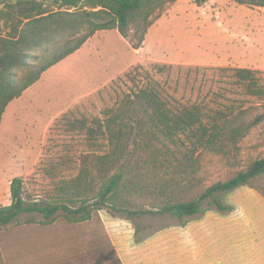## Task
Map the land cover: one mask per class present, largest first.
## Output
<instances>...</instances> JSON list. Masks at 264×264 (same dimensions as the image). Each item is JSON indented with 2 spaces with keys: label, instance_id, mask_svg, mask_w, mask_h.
<instances>
[{
  "label": "rangeland",
  "instance_id": "1",
  "mask_svg": "<svg viewBox=\"0 0 264 264\" xmlns=\"http://www.w3.org/2000/svg\"><path fill=\"white\" fill-rule=\"evenodd\" d=\"M156 65L183 70L171 77L161 76L156 74ZM222 68L256 70L264 84V8L232 0H207L202 6L195 0H179L152 25L139 50L132 49L117 30L98 33L47 71L4 114L0 125V206L11 204L14 178L24 179L32 199L49 200L60 178L76 175L80 156L94 148L87 144L85 133L66 131L64 120L101 116L129 92L128 73L138 70L166 82L171 94L182 102L205 99L219 107L220 102L242 99L245 107L252 108L248 119L263 117L240 143L235 168L219 156H205L200 173L205 187L264 158V97L238 94L227 83L231 78L219 76ZM66 159H71V165L62 170ZM255 186L264 188V180ZM262 199L255 189L241 187L221 198L232 211L224 213L206 201L203 208L212 210L188 220L212 229L210 241L216 242L219 236V241L231 246L241 240V264H252L255 256L244 246L252 232L264 235ZM57 216L52 223L43 224L41 215L25 214L0 227V264H94L112 251L116 252L113 259L135 264L137 241L167 243L169 228L183 223L170 215L147 214L137 219L141 231L136 234L131 221L119 214L112 216L107 209L95 211L90 221L80 223L66 220L63 212Z\"/></svg>",
  "mask_w": 264,
  "mask_h": 264
},
{
  "label": "trees",
  "instance_id": "2",
  "mask_svg": "<svg viewBox=\"0 0 264 264\" xmlns=\"http://www.w3.org/2000/svg\"><path fill=\"white\" fill-rule=\"evenodd\" d=\"M178 1L0 0V125L12 102L95 35L117 30L132 49L139 50L152 25ZM232 1L264 8V0ZM206 2L195 0L198 6ZM177 70L183 68L155 66L161 76L171 77ZM219 72L221 79H232L227 83L238 94L264 97L258 71L222 68ZM128 77L129 92L101 116L64 120L66 131L85 133L87 144L94 148L80 156L78 173L60 178L49 200L32 199L24 179L14 178L11 204L0 206V227L33 213L44 218L43 224L52 223L59 212L70 222H86L95 211L107 209L110 215L131 221L137 234L141 231L137 219L147 214L170 215L184 226L190 217L212 210L203 208L206 201L224 213L232 211L221 198L238 188L250 187L264 197V188L255 186L264 180V158L209 187L200 176L206 155L237 166L240 143L263 120L262 116L248 119L251 106L245 107L242 99L220 102L219 107L205 99L182 102L166 82L149 72L138 70ZM70 161H62V170ZM115 254L101 255L94 264H122L113 259Z\"/></svg>",
  "mask_w": 264,
  "mask_h": 264
},
{
  "label": "crops",
  "instance_id": "3",
  "mask_svg": "<svg viewBox=\"0 0 264 264\" xmlns=\"http://www.w3.org/2000/svg\"><path fill=\"white\" fill-rule=\"evenodd\" d=\"M33 87L24 92L21 98ZM261 203L264 206V197ZM213 232L203 222L194 220L184 226H172L167 243L141 242L136 245L135 264H241V240L238 239L231 246L219 241V236L216 242L210 241ZM255 234L251 233L244 250L255 256L252 264H264V235ZM121 262L125 264L123 260Z\"/></svg>",
  "mask_w": 264,
  "mask_h": 264
}]
</instances>
